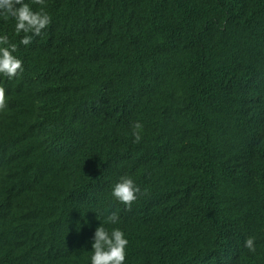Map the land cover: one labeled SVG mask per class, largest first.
Listing matches in <instances>:
<instances>
[{"label":"trees","instance_id":"trees-1","mask_svg":"<svg viewBox=\"0 0 264 264\" xmlns=\"http://www.w3.org/2000/svg\"><path fill=\"white\" fill-rule=\"evenodd\" d=\"M46 11L27 46L0 17L24 69L0 78V264H89L109 212L124 264H264V0ZM122 175L130 206L111 196Z\"/></svg>","mask_w":264,"mask_h":264},{"label":"clouds","instance_id":"clouds-1","mask_svg":"<svg viewBox=\"0 0 264 264\" xmlns=\"http://www.w3.org/2000/svg\"><path fill=\"white\" fill-rule=\"evenodd\" d=\"M32 5H37L35 9ZM0 17L11 18L14 21V33L19 35L20 45H29L35 36H39L52 21L51 14L46 11V0H0ZM18 44L10 42L6 32H0V78L11 80L23 72L22 59L16 55ZM7 106L5 88L0 83V110ZM143 125L140 121L132 122L131 134L133 142H139ZM140 186L132 176L122 175L111 187V196L125 206H130L138 194ZM97 214V213H96ZM103 215V214H97ZM95 227L91 236V251L89 264H124L127 255L128 239L119 227L116 212L103 215V219ZM87 222V221H85ZM244 247L249 252L256 251L255 238L248 236L244 240Z\"/></svg>","mask_w":264,"mask_h":264}]
</instances>
